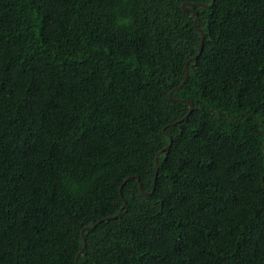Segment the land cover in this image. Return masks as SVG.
Returning <instances> with one entry per match:
<instances>
[{"label":"trees","instance_id":"1","mask_svg":"<svg viewBox=\"0 0 264 264\" xmlns=\"http://www.w3.org/2000/svg\"><path fill=\"white\" fill-rule=\"evenodd\" d=\"M185 1L0 0V264H264V0L193 7L171 98Z\"/></svg>","mask_w":264,"mask_h":264},{"label":"water","instance_id":"2","mask_svg":"<svg viewBox=\"0 0 264 264\" xmlns=\"http://www.w3.org/2000/svg\"><path fill=\"white\" fill-rule=\"evenodd\" d=\"M214 1H215V0H211L209 4H206V3H203V2H186V1H185V2H182V4H181V7H182L183 10L190 11V12H192V13L194 14L193 25H194L195 28H197V29L200 31V33H201V40H200V46H199L198 53H197L196 55L191 56L190 58H188L187 61H186L185 64H184L185 74H184V77H183L182 82H181L178 86H176V87H174L172 90H170V92H169V97H171V98H172V93H173L175 90L181 88L182 85H183V84L186 82V80H187L188 73H189V70H188V63H189L190 61H194V60H196V59L198 58V56L201 54L202 49H203L204 33H203V30H202V29H199V28L197 27V25H196V21H197L198 15H197V12L194 10L193 7H195V6H199V5L204 6V7H211V6L214 4ZM174 100H175V101H185V102H187V104H188V106H189V109H188V112H187L182 118H180L179 120L173 122V124H175V123H177V122H180V121H182L183 119H185V118L188 116V114H190V113L192 112V110L194 109V104H193L191 101H189V100H186V99H179V98H174ZM169 137H170V136H169ZM171 144H172V139H171V137H170L169 143H168L166 146H164V147L158 152V154H159V153H162V152L165 151L167 148H169V147L171 146ZM158 154L155 156V172H154V178H153V182H154V183H155V180H156V177H157L158 167H159V165H158V160H157ZM127 179H128V178H126L124 181H126ZM137 180H139L138 177H137ZM138 187H139L140 190L143 191V189H142V185H141V183H140L139 181H138ZM124 206H125V202H123V205H122V207L120 208V210L118 211L117 214H115V215H113V216H109L108 218H113V217L118 216V215L120 214V212L122 211V208H123ZM97 223H98V222H97ZM97 223H96V224H97ZM91 228H92V227H84V229H91ZM82 237H83V232H82ZM83 240H85L84 237H83ZM84 247H85V243L83 244V246L81 247V249L77 252V254H76V256H75V260H77L79 254L83 251Z\"/></svg>","mask_w":264,"mask_h":264}]
</instances>
